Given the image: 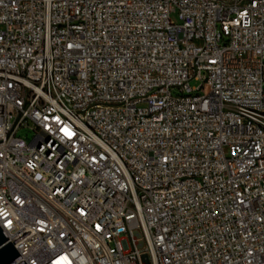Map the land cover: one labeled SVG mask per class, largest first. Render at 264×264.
Segmentation results:
<instances>
[{
    "label": "built area",
    "instance_id": "obj_1",
    "mask_svg": "<svg viewBox=\"0 0 264 264\" xmlns=\"http://www.w3.org/2000/svg\"><path fill=\"white\" fill-rule=\"evenodd\" d=\"M0 226L13 264H264V0H0Z\"/></svg>",
    "mask_w": 264,
    "mask_h": 264
},
{
    "label": "water",
    "instance_id": "obj_2",
    "mask_svg": "<svg viewBox=\"0 0 264 264\" xmlns=\"http://www.w3.org/2000/svg\"><path fill=\"white\" fill-rule=\"evenodd\" d=\"M9 237L6 235L4 230L0 226V244L5 243L0 247V264H13L20 258H22L21 254L18 252L13 243L7 242ZM19 264H27L25 260H23Z\"/></svg>",
    "mask_w": 264,
    "mask_h": 264
},
{
    "label": "rangeland",
    "instance_id": "obj_3",
    "mask_svg": "<svg viewBox=\"0 0 264 264\" xmlns=\"http://www.w3.org/2000/svg\"><path fill=\"white\" fill-rule=\"evenodd\" d=\"M172 18H173L174 20H176V22H179V20H178V14H177V13H173V14H172ZM190 84H191V86H193V87H194V86H198V85L200 84V81L191 80V81H190ZM173 92H174L175 94L178 93L177 90H174ZM18 135H19V136H23V137L28 138V139H31V138L34 136V132H33V131H30V130L27 129V128H22V129L19 130Z\"/></svg>",
    "mask_w": 264,
    "mask_h": 264
}]
</instances>
